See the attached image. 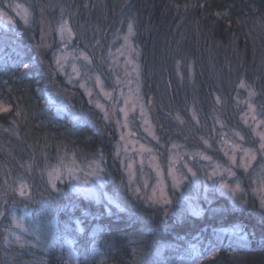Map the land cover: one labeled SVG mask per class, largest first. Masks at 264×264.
Segmentation results:
<instances>
[{
  "label": "trees",
  "instance_id": "16d2710c",
  "mask_svg": "<svg viewBox=\"0 0 264 264\" xmlns=\"http://www.w3.org/2000/svg\"><path fill=\"white\" fill-rule=\"evenodd\" d=\"M20 4L29 22L0 23V106L9 109L0 111V264H264L257 205L214 194L199 214L179 215L177 195L168 214L132 196L117 126L58 70L54 53L67 22L71 48L111 85L110 53L133 27L160 141L222 160L223 130L256 144L242 117L244 85L264 112V0H0V12L13 16ZM65 157L99 160L103 188L123 207L52 184L50 168ZM21 218L25 228L14 224Z\"/></svg>",
  "mask_w": 264,
  "mask_h": 264
},
{
  "label": "rangeland",
  "instance_id": "374dc122",
  "mask_svg": "<svg viewBox=\"0 0 264 264\" xmlns=\"http://www.w3.org/2000/svg\"><path fill=\"white\" fill-rule=\"evenodd\" d=\"M28 12L25 6L17 5L13 16L0 12V23L13 25L16 16L29 22ZM57 31L61 45L54 52L55 64L70 83L83 89L89 104L102 114L105 121L117 126L116 153L125 173L124 186L129 187L133 197L160 206L167 214L175 209V195L179 215L186 211L199 214V203L214 194L226 196L240 205H257L264 210V149H261L264 112L255 102L257 92L252 87L244 85L247 92L242 118L251 129V140L256 144L250 145L240 131L223 130L218 135V147L224 158L217 160L204 150L178 142L166 145L160 141L150 107L141 91L140 51L133 40V27L119 36L110 53L111 85L100 72L92 70L90 57L84 51L71 48L73 33L69 24L63 22ZM50 44L46 41L44 47L50 48ZM48 176L52 184L59 180L77 194L123 207L118 194L108 193L103 188L105 178L99 160L77 161L65 157L50 168ZM237 184L239 189H236ZM14 224L25 228L22 218Z\"/></svg>",
  "mask_w": 264,
  "mask_h": 264
},
{
  "label": "snow or ice",
  "instance_id": "6c2138e0",
  "mask_svg": "<svg viewBox=\"0 0 264 264\" xmlns=\"http://www.w3.org/2000/svg\"><path fill=\"white\" fill-rule=\"evenodd\" d=\"M25 22H27V21L25 20ZM9 23H12V21H9ZM25 67H27V65H25ZM8 110L9 109L7 107L0 106V111H5L6 112ZM261 139L264 140V134L261 135ZM261 149H264V143L261 144ZM245 155H248V153L245 152ZM53 187H55V185H53ZM225 187H228V185H225ZM236 189H239V185L238 184L236 185ZM236 189H230V190L235 191ZM20 194L21 195H24L25 194V192H24V186L23 185H21ZM262 206H264V201H262ZM19 226L20 225L18 224L17 227H19Z\"/></svg>",
  "mask_w": 264,
  "mask_h": 264
}]
</instances>
